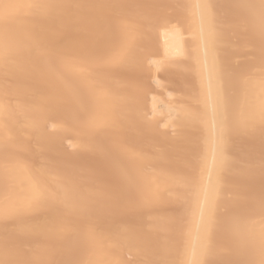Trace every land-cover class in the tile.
<instances>
[{
	"label": "bare ground",
	"instance_id": "6f19581e",
	"mask_svg": "<svg viewBox=\"0 0 264 264\" xmlns=\"http://www.w3.org/2000/svg\"><path fill=\"white\" fill-rule=\"evenodd\" d=\"M262 261L261 0H0V264Z\"/></svg>",
	"mask_w": 264,
	"mask_h": 264
},
{
	"label": "snow or ice",
	"instance_id": "6c2138e0",
	"mask_svg": "<svg viewBox=\"0 0 264 264\" xmlns=\"http://www.w3.org/2000/svg\"><path fill=\"white\" fill-rule=\"evenodd\" d=\"M261 4H262V6H264V0H261ZM216 114H217V109H216V107H213V109H212V115H213V118L215 119V117H216ZM224 126H223V124L221 125V129H220V134H221V141L223 140V133H224ZM261 264H264V261H262L261 262Z\"/></svg>",
	"mask_w": 264,
	"mask_h": 264
}]
</instances>
